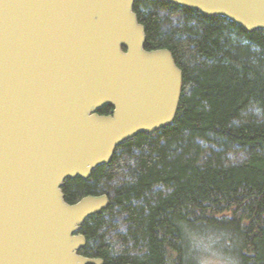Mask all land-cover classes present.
I'll use <instances>...</instances> for the list:
<instances>
[{
  "label": "water",
  "instance_id": "95a60500",
  "mask_svg": "<svg viewBox=\"0 0 264 264\" xmlns=\"http://www.w3.org/2000/svg\"><path fill=\"white\" fill-rule=\"evenodd\" d=\"M138 1L264 30V0H0V264H104L79 251L109 196L68 204L62 187L171 126L183 92L172 53L145 50Z\"/></svg>",
  "mask_w": 264,
  "mask_h": 264
},
{
  "label": "trees",
  "instance_id": "16d2710c",
  "mask_svg": "<svg viewBox=\"0 0 264 264\" xmlns=\"http://www.w3.org/2000/svg\"><path fill=\"white\" fill-rule=\"evenodd\" d=\"M145 50L168 49L183 72L174 123L140 134L88 180L65 181L68 204L106 194L79 254L104 264H264V30L170 3L138 1ZM106 105L97 113L111 115Z\"/></svg>",
  "mask_w": 264,
  "mask_h": 264
},
{
  "label": "rangeland",
  "instance_id": "374dc122",
  "mask_svg": "<svg viewBox=\"0 0 264 264\" xmlns=\"http://www.w3.org/2000/svg\"><path fill=\"white\" fill-rule=\"evenodd\" d=\"M206 263L207 264H233L226 258L217 256V255L208 257L206 260Z\"/></svg>",
  "mask_w": 264,
  "mask_h": 264
},
{
  "label": "flooded vegetation",
  "instance_id": "af4514ba",
  "mask_svg": "<svg viewBox=\"0 0 264 264\" xmlns=\"http://www.w3.org/2000/svg\"><path fill=\"white\" fill-rule=\"evenodd\" d=\"M112 113H113V111H112Z\"/></svg>",
  "mask_w": 264,
  "mask_h": 264
}]
</instances>
